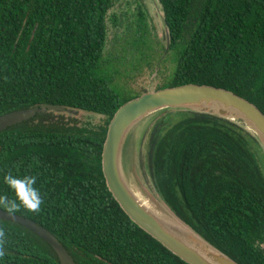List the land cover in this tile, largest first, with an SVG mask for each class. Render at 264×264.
Instances as JSON below:
<instances>
[{
    "label": "trees",
    "instance_id": "trees-1",
    "mask_svg": "<svg viewBox=\"0 0 264 264\" xmlns=\"http://www.w3.org/2000/svg\"><path fill=\"white\" fill-rule=\"evenodd\" d=\"M157 1L175 63L168 87L224 88L264 113V0ZM112 3L0 0V115L53 104L105 117L87 127L48 111L0 132V196L15 199L6 175L34 176L40 210L20 205L14 213L48 229L76 264H188L135 224L106 186L108 124L140 95L122 92L102 70ZM145 158L154 189L180 221L239 264H264V149L256 136L225 118L177 110L155 120ZM0 264L60 263L41 237L0 219Z\"/></svg>",
    "mask_w": 264,
    "mask_h": 264
},
{
    "label": "water",
    "instance_id": "water-1",
    "mask_svg": "<svg viewBox=\"0 0 264 264\" xmlns=\"http://www.w3.org/2000/svg\"><path fill=\"white\" fill-rule=\"evenodd\" d=\"M170 44L166 34V50ZM212 114L245 127L264 147V113L236 93L206 84H183L147 91L122 104L110 120L102 150L106 186L123 211L141 229L188 264H239L160 205L144 199L130 185L121 164V152L131 129L140 121L168 109ZM48 111L75 113L53 104L16 109L0 115V132ZM0 219L17 223L41 237L52 248L60 264H76L61 242L34 220L0 208Z\"/></svg>",
    "mask_w": 264,
    "mask_h": 264
},
{
    "label": "rangeland",
    "instance_id": "rangeland-1",
    "mask_svg": "<svg viewBox=\"0 0 264 264\" xmlns=\"http://www.w3.org/2000/svg\"><path fill=\"white\" fill-rule=\"evenodd\" d=\"M140 14L144 17L141 22ZM166 34L157 0H113L107 12L102 55V70L111 77L112 84L122 92L131 94L168 87L175 63L165 51ZM177 110L181 109L161 110L131 129L124 170L126 179L140 196L160 205L171 215L172 212L152 184L146 164L145 143L155 120L166 113H176ZM61 113L87 127L105 124L104 116L90 112H53L55 115Z\"/></svg>",
    "mask_w": 264,
    "mask_h": 264
},
{
    "label": "clouds",
    "instance_id": "clouds-1",
    "mask_svg": "<svg viewBox=\"0 0 264 264\" xmlns=\"http://www.w3.org/2000/svg\"><path fill=\"white\" fill-rule=\"evenodd\" d=\"M4 182L14 193L15 199L9 200L5 196H0V206H5L10 213L18 211L20 205L31 212L40 210L43 200L40 191L35 187L34 176H24L20 179L9 174L4 177Z\"/></svg>",
    "mask_w": 264,
    "mask_h": 264
},
{
    "label": "bare ground",
    "instance_id": "bare-ground-1",
    "mask_svg": "<svg viewBox=\"0 0 264 264\" xmlns=\"http://www.w3.org/2000/svg\"><path fill=\"white\" fill-rule=\"evenodd\" d=\"M127 140L124 143L122 152H121V164H122L123 170H125V164H126L125 157L128 155V148H129V142Z\"/></svg>",
    "mask_w": 264,
    "mask_h": 264
}]
</instances>
